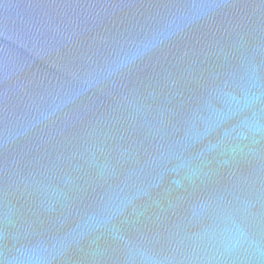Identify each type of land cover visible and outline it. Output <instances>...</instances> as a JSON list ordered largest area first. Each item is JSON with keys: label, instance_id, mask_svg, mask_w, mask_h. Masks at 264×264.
Instances as JSON below:
<instances>
[{"label": "water", "instance_id": "95a60500", "mask_svg": "<svg viewBox=\"0 0 264 264\" xmlns=\"http://www.w3.org/2000/svg\"><path fill=\"white\" fill-rule=\"evenodd\" d=\"M0 264H264V0H0Z\"/></svg>", "mask_w": 264, "mask_h": 264}]
</instances>
